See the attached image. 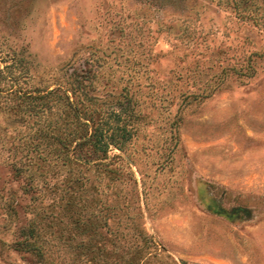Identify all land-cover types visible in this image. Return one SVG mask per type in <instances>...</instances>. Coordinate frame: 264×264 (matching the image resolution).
I'll list each match as a JSON object with an SVG mask.
<instances>
[{
    "label": "rangeland",
    "instance_id": "374dc122",
    "mask_svg": "<svg viewBox=\"0 0 264 264\" xmlns=\"http://www.w3.org/2000/svg\"><path fill=\"white\" fill-rule=\"evenodd\" d=\"M0 264H264V0H0Z\"/></svg>",
    "mask_w": 264,
    "mask_h": 264
},
{
    "label": "trees",
    "instance_id": "16d2710c",
    "mask_svg": "<svg viewBox=\"0 0 264 264\" xmlns=\"http://www.w3.org/2000/svg\"><path fill=\"white\" fill-rule=\"evenodd\" d=\"M100 137H101V139H95V142H96V146H97V148H100V149H102L103 151H105V147L109 144V142L108 141H104V139H103V137H104V135L102 134V135H100Z\"/></svg>",
    "mask_w": 264,
    "mask_h": 264
}]
</instances>
